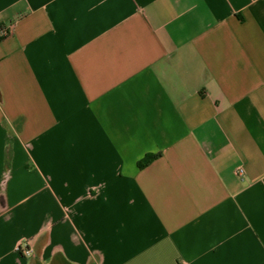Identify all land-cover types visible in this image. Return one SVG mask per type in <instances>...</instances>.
I'll return each mask as SVG.
<instances>
[{"label": "crops", "instance_id": "1", "mask_svg": "<svg viewBox=\"0 0 264 264\" xmlns=\"http://www.w3.org/2000/svg\"><path fill=\"white\" fill-rule=\"evenodd\" d=\"M0 28V264H264V0H0Z\"/></svg>", "mask_w": 264, "mask_h": 264}, {"label": "built area", "instance_id": "2", "mask_svg": "<svg viewBox=\"0 0 264 264\" xmlns=\"http://www.w3.org/2000/svg\"><path fill=\"white\" fill-rule=\"evenodd\" d=\"M7 34L6 28H0V36H4ZM243 169L238 168L237 169V174L239 176L242 175ZM17 250L24 256H28L32 253V248L29 246L28 241L24 240L17 246Z\"/></svg>", "mask_w": 264, "mask_h": 264}, {"label": "trees", "instance_id": "3", "mask_svg": "<svg viewBox=\"0 0 264 264\" xmlns=\"http://www.w3.org/2000/svg\"><path fill=\"white\" fill-rule=\"evenodd\" d=\"M158 154H147L142 160L139 161V166L143 167L150 163L154 158H156Z\"/></svg>", "mask_w": 264, "mask_h": 264}]
</instances>
